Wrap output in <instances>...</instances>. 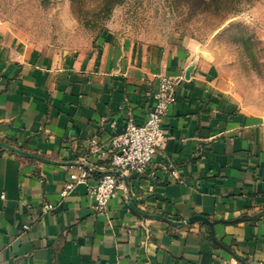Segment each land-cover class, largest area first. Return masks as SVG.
I'll return each mask as SVG.
<instances>
[{
    "label": "crops",
    "instance_id": "1",
    "mask_svg": "<svg viewBox=\"0 0 264 264\" xmlns=\"http://www.w3.org/2000/svg\"><path fill=\"white\" fill-rule=\"evenodd\" d=\"M133 38L66 51L0 34V264H264V93L200 46ZM162 75L175 100L148 171H122L103 213L84 183L63 196L83 164L107 169L92 141L143 122Z\"/></svg>",
    "mask_w": 264,
    "mask_h": 264
},
{
    "label": "rangeland",
    "instance_id": "2",
    "mask_svg": "<svg viewBox=\"0 0 264 264\" xmlns=\"http://www.w3.org/2000/svg\"><path fill=\"white\" fill-rule=\"evenodd\" d=\"M112 30L200 46L235 87L264 93V0H0V34L11 43L72 51Z\"/></svg>",
    "mask_w": 264,
    "mask_h": 264
},
{
    "label": "built area",
    "instance_id": "3",
    "mask_svg": "<svg viewBox=\"0 0 264 264\" xmlns=\"http://www.w3.org/2000/svg\"><path fill=\"white\" fill-rule=\"evenodd\" d=\"M177 79L171 75H162L158 78L157 86L151 92L153 104L146 119L136 123L133 119L127 121L122 132L113 133L106 144L92 141L90 154H99L108 160L107 169L117 168L137 175L145 174L166 139L162 126V119L171 103L175 100ZM113 128L116 122L112 121ZM91 168L80 166L78 173H70L68 182L64 185L61 194L64 196L76 184L84 183L87 186L88 196L93 201V208L99 213L106 210L108 203L117 197L119 175L113 172L101 173L94 181L90 177ZM51 204L44 209H51Z\"/></svg>",
    "mask_w": 264,
    "mask_h": 264
},
{
    "label": "water",
    "instance_id": "4",
    "mask_svg": "<svg viewBox=\"0 0 264 264\" xmlns=\"http://www.w3.org/2000/svg\"><path fill=\"white\" fill-rule=\"evenodd\" d=\"M83 165H84L85 167L90 168L88 165H85V164H83ZM98 172H100V173L113 172V173H115V174H117V175H120V174L122 173V170L117 169V168H112V169L101 170V171H98Z\"/></svg>",
    "mask_w": 264,
    "mask_h": 264
}]
</instances>
